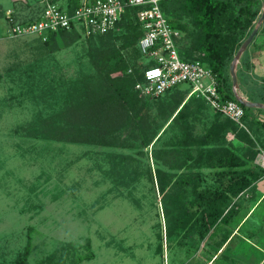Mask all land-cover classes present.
<instances>
[{
    "label": "rangeland",
    "instance_id": "1",
    "mask_svg": "<svg viewBox=\"0 0 264 264\" xmlns=\"http://www.w3.org/2000/svg\"><path fill=\"white\" fill-rule=\"evenodd\" d=\"M28 2L34 6L31 0H16L12 8L29 19L35 10ZM65 2L59 0L62 5ZM252 3L253 9L262 10L261 0ZM181 19L187 32L195 35L197 27L191 17L182 15ZM263 25L264 20L254 38ZM6 28L5 24L0 30ZM77 32L72 41L56 35V48L43 52L37 51L34 34L0 40V264H15L21 257L26 264H39L53 252L57 256L54 264L57 260L64 264H197L201 239L195 229L187 227L174 237L166 236L167 221L154 170H170L175 179L188 171L208 176L212 168L195 161L196 145L183 148L178 144L182 124L171 121L176 112L165 107L168 95L160 99L161 108L165 107L162 112L155 104L146 109L151 128L146 132L151 130L154 136L145 146L129 131L125 132L128 147L40 137L46 131L44 125L63 106L74 80L95 72L92 55L99 39ZM221 33L219 40L225 43L227 35ZM254 38L237 62L248 57ZM188 45L189 41L183 48ZM179 88L185 101L189 87ZM202 106L190 104L188 108L187 129L194 136L226 119L208 105ZM223 140L219 136L213 144L221 141L226 147L228 141ZM165 162L173 163V168Z\"/></svg>",
    "mask_w": 264,
    "mask_h": 264
},
{
    "label": "trees",
    "instance_id": "2",
    "mask_svg": "<svg viewBox=\"0 0 264 264\" xmlns=\"http://www.w3.org/2000/svg\"><path fill=\"white\" fill-rule=\"evenodd\" d=\"M70 1L72 6L77 5V0ZM160 6L171 25L184 33L179 41L181 55L199 59L214 76L220 97L223 100L237 101L231 88L228 64L251 32L261 9H253L252 0H162ZM137 9L138 7L128 8L117 22L116 30L87 36L95 37L100 42L92 55L95 72L74 80L64 96L63 106L56 117L44 125L46 131L40 137L96 146L128 147L125 132L129 131L128 134L134 139L141 138L145 146L154 136L151 130L146 132L151 129L147 119V107L155 104L160 112L169 107L176 112L171 121L180 120L182 124V132L177 137L178 144L183 148L196 145L195 161L212 168V173L201 176L198 171L181 172L173 179L175 173L170 170L159 167L154 170L167 221L166 236L174 237L187 227L188 230L193 228L201 241L215 243L216 248H220L230 233L227 225L237 212L233 198L238 197L264 173V168L253 163L257 145L264 146V142L251 136L250 126L251 123H258L264 128V122L255 120L250 108L237 101L244 109V127H239L225 117L226 119L211 125L207 133L194 136L187 129L190 116L188 108L190 104L206 105L203 97L191 95L184 101L185 93L179 86L152 99L140 96L134 87L135 83L143 80L144 62H152H146V57L141 54L138 46L143 31L135 18ZM182 15L191 17L195 23V35L190 34L191 31L187 32ZM260 30L264 32V25ZM223 31L227 35L224 37L225 43L219 40ZM77 33L75 29L59 30L58 34L49 33L45 41L38 38L37 51L55 49L56 35L72 41ZM230 38L232 39L228 46ZM114 40L121 41V44L116 45ZM188 41L190 47L183 48ZM128 47L131 49L129 53L126 51ZM197 50L199 51L193 55V51ZM165 95L170 99L161 108L163 105L160 99ZM227 131L235 134L234 140L228 141L226 147L221 141L214 145L219 136L224 139L223 142L227 141ZM207 140L210 143L205 146ZM169 163L165 162L169 168H173V163ZM182 165L183 161L179 163V167ZM192 210L197 214L195 217ZM56 258L53 252L39 264H54ZM15 264H26L25 258H18ZM56 264L64 262L57 260Z\"/></svg>",
    "mask_w": 264,
    "mask_h": 264
},
{
    "label": "built area",
    "instance_id": "3",
    "mask_svg": "<svg viewBox=\"0 0 264 264\" xmlns=\"http://www.w3.org/2000/svg\"><path fill=\"white\" fill-rule=\"evenodd\" d=\"M31 1L34 6L31 2L28 4L35 11H32L29 19L13 8L3 12L7 31L0 30V39L29 33L45 41L49 33L58 34L59 30L72 29L82 31L86 36H96L116 30L117 22L126 10L138 7L135 18L143 31L138 46L146 62H152H144L143 80L135 83L134 87L140 96L152 99L175 86L186 84L189 97H203L213 110L231 119L239 127L243 126V107L235 100H223L220 97L216 80L209 68L199 59L181 55L179 41L184 33L171 25L161 9L162 0H77L76 6H72L70 0H65L63 5L59 0ZM255 163L264 167V147H258Z\"/></svg>",
    "mask_w": 264,
    "mask_h": 264
},
{
    "label": "crops",
    "instance_id": "4",
    "mask_svg": "<svg viewBox=\"0 0 264 264\" xmlns=\"http://www.w3.org/2000/svg\"><path fill=\"white\" fill-rule=\"evenodd\" d=\"M15 1L0 0L1 28L5 25L1 20L3 11L14 7ZM247 55V58L238 60L235 64L236 85H233L229 72L231 88L233 94L236 93L243 100L259 104L248 108L255 120L264 122V32L254 38ZM242 125L244 127L243 123ZM250 126L251 136L264 142V128L258 123H251ZM234 137L232 131H227V141L234 140ZM258 147L264 146L257 145V154ZM253 163L260 167L255 159ZM233 200L237 212L227 225L230 233L226 241L220 248H216L215 243L201 241L195 256L197 264H264V173Z\"/></svg>",
    "mask_w": 264,
    "mask_h": 264
},
{
    "label": "water",
    "instance_id": "5",
    "mask_svg": "<svg viewBox=\"0 0 264 264\" xmlns=\"http://www.w3.org/2000/svg\"><path fill=\"white\" fill-rule=\"evenodd\" d=\"M264 20V0H262V10H261V14L257 20V24L255 26V28L250 32V34L248 35V37L245 39V41L243 42L242 46L240 47L239 51L237 52V54L235 55L232 63L230 64V67H229V72H230V75L232 77V82H233V85H236V77H235V71H234V68H235V64L237 62V59L240 55V53L245 49V47L249 44V42L254 38V36L256 35L257 33V30L260 26V24L263 22ZM235 89V88H234ZM235 94V98L236 100L241 103L242 105L244 106H247V107H252V106H259L258 103H251V102H247L246 100H243L241 97H239L236 93Z\"/></svg>",
    "mask_w": 264,
    "mask_h": 264
}]
</instances>
